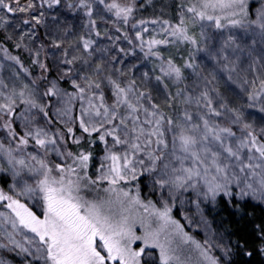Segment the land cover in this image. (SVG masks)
Returning <instances> with one entry per match:
<instances>
[{
    "label": "snow or ice",
    "instance_id": "obj_1",
    "mask_svg": "<svg viewBox=\"0 0 264 264\" xmlns=\"http://www.w3.org/2000/svg\"><path fill=\"white\" fill-rule=\"evenodd\" d=\"M0 264H264V0H0Z\"/></svg>",
    "mask_w": 264,
    "mask_h": 264
},
{
    "label": "rangeland",
    "instance_id": "obj_2",
    "mask_svg": "<svg viewBox=\"0 0 264 264\" xmlns=\"http://www.w3.org/2000/svg\"><path fill=\"white\" fill-rule=\"evenodd\" d=\"M189 231H191V229H189ZM200 236H202V233L200 234Z\"/></svg>",
    "mask_w": 264,
    "mask_h": 264
}]
</instances>
